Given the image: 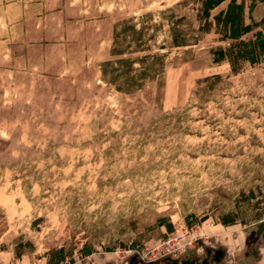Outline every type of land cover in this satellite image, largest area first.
Here are the masks:
<instances>
[{"label": "rangeland", "instance_id": "obj_1", "mask_svg": "<svg viewBox=\"0 0 264 264\" xmlns=\"http://www.w3.org/2000/svg\"><path fill=\"white\" fill-rule=\"evenodd\" d=\"M250 4L231 41L225 3L202 31L195 0H0V264H264Z\"/></svg>", "mask_w": 264, "mask_h": 264}, {"label": "trees", "instance_id": "obj_2", "mask_svg": "<svg viewBox=\"0 0 264 264\" xmlns=\"http://www.w3.org/2000/svg\"><path fill=\"white\" fill-rule=\"evenodd\" d=\"M200 6V15L198 16L200 22V29L202 31L206 30L207 20L209 18V13L211 10L219 7L225 3V7L220 8L218 12L213 16L214 21L219 26L218 31L223 32V37L231 41H236L241 35L249 32V27L243 24V7L244 0H195ZM254 0H251L249 8L251 9ZM249 9V10H250ZM256 35H261L260 32H257ZM137 45L141 46L145 43L142 37L136 39ZM182 42L175 43L176 46L181 45ZM238 58H233L236 61ZM248 61L253 62L252 58H246ZM144 60H149V57H145ZM232 62V61H231ZM150 74H141V76L150 77ZM138 78L136 75L131 74V81L134 83L133 78ZM130 87V86H129ZM136 89L131 86L130 88H125L126 93H133Z\"/></svg>", "mask_w": 264, "mask_h": 264}, {"label": "flooded vegetation", "instance_id": "obj_3", "mask_svg": "<svg viewBox=\"0 0 264 264\" xmlns=\"http://www.w3.org/2000/svg\"><path fill=\"white\" fill-rule=\"evenodd\" d=\"M256 231H257V228L255 231L251 232L250 238L251 237H258V236H262V238H263L264 233L262 232L260 234H257ZM216 252H218V251H216ZM216 252H214V256H213L214 260H216L218 257V256L216 257ZM219 254H220V252H219ZM129 264H207V262L205 260H198V261H196V260H194V261H184V260L175 261V260H172V261H169V260L161 259V260H156V261H152V262H144V263L133 260V261H130Z\"/></svg>", "mask_w": 264, "mask_h": 264}, {"label": "water", "instance_id": "obj_4", "mask_svg": "<svg viewBox=\"0 0 264 264\" xmlns=\"http://www.w3.org/2000/svg\"><path fill=\"white\" fill-rule=\"evenodd\" d=\"M264 233V220H262V221H260L259 223H258V225H257V231H256V233L257 234H260V233ZM263 239H264V234H263ZM218 254H219V251L218 252H216V257L218 256ZM215 257V258H216Z\"/></svg>", "mask_w": 264, "mask_h": 264}, {"label": "built area", "instance_id": "obj_5", "mask_svg": "<svg viewBox=\"0 0 264 264\" xmlns=\"http://www.w3.org/2000/svg\"><path fill=\"white\" fill-rule=\"evenodd\" d=\"M174 246V245H173ZM183 250V249H182ZM179 250H178V247H171V250L169 251V253H174V255H176L177 254V252H178ZM154 261H156V260H154ZM149 262H152V261H149Z\"/></svg>", "mask_w": 264, "mask_h": 264}]
</instances>
